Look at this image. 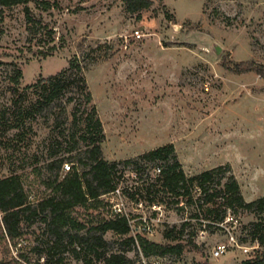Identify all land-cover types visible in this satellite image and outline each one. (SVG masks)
<instances>
[{
  "label": "rangeland",
  "instance_id": "obj_1",
  "mask_svg": "<svg viewBox=\"0 0 264 264\" xmlns=\"http://www.w3.org/2000/svg\"><path fill=\"white\" fill-rule=\"evenodd\" d=\"M39 1H48L52 8L44 11L31 4L36 36L27 32L22 6L3 12L1 104L9 100L5 88L11 63L23 71L26 87L63 71L77 56L86 67L104 126L103 149L109 161L172 144L188 175L229 166L247 201L264 196V78L255 71L239 74L227 68L244 62L264 65V0H151L152 6L140 13L127 11L125 0ZM50 29L55 32L52 43ZM215 44L222 48L220 55L211 50ZM53 47V56H34ZM34 127L37 140H43L49 132L45 120L40 118ZM10 154L0 150V177L8 174L10 163L17 169L25 166L27 189L43 192L32 161ZM106 199L112 211L131 218L135 237L164 243L163 225L181 222L175 211L149 208L121 191ZM236 227L225 225L234 236ZM136 242L138 250L130 256L147 264H241L253 249L234 244L228 233L200 232L199 249L187 248L181 257L147 259ZM37 244L28 236L11 255L32 256ZM221 244H228L229 250L215 258L213 251ZM67 264L81 263L70 258Z\"/></svg>",
  "mask_w": 264,
  "mask_h": 264
},
{
  "label": "trees",
  "instance_id": "obj_2",
  "mask_svg": "<svg viewBox=\"0 0 264 264\" xmlns=\"http://www.w3.org/2000/svg\"><path fill=\"white\" fill-rule=\"evenodd\" d=\"M31 4L44 11L52 8L48 1L0 0V21L6 9L22 6L27 32L36 36ZM125 5L127 11L140 13L152 1L125 0ZM47 36L49 43L55 41L52 29ZM55 49L34 56L47 58ZM227 68L239 74L255 71L264 78L262 64L244 62ZM23 78V71L11 63L5 88L9 100L0 103V150L31 160L32 173L44 190L27 189L25 166L17 169L10 163L8 174L0 177V246L4 253L0 264H67L70 258L81 264H143L139 256H130L138 250L136 241L147 259L181 257L187 248L199 249L196 238L200 232L226 234L225 225H234L227 222L229 216L238 220L233 232L238 245L253 248L241 264H264V196L247 201L229 166L188 175L172 144L136 158L109 161L103 149L104 126L79 57L72 58L63 71L29 86L22 87ZM40 118L49 128L43 140H37L34 127ZM66 164H71L69 171ZM156 169L160 172L152 173ZM118 190L149 208L175 211L181 222L163 225L164 243L133 236L131 218L112 211L113 204L106 199ZM242 217L251 220L244 222ZM28 236L38 243L30 251L32 256L24 252L12 256V248L26 244Z\"/></svg>",
  "mask_w": 264,
  "mask_h": 264
},
{
  "label": "built area",
  "instance_id": "obj_3",
  "mask_svg": "<svg viewBox=\"0 0 264 264\" xmlns=\"http://www.w3.org/2000/svg\"><path fill=\"white\" fill-rule=\"evenodd\" d=\"M65 170L66 171H69L70 170V165L69 164H66L65 165ZM156 171V173H159L160 172V169H156L155 170ZM118 193L120 192V190H118L117 191ZM140 205L139 206H142L143 204L142 203H139ZM153 208H157L156 206H154ZM159 209H160V207H158ZM227 222H234V224H238V220L237 219H235V218H233L232 216H229L228 218H227ZM222 226H224L223 224H222ZM147 228V226L145 227V229ZM150 229V228H149ZM227 231V233L229 234V236H230V240H231V242H233L234 244H236V245H238V242H237V240H236V238H235V236L232 234V232L230 231V230H226ZM202 233H204V232H202ZM239 246V245H238ZM229 245L228 244H221V245H218L215 249H214V251H213V256L215 257V258H219V257H221V256H223V255H225L227 252H228V250H229ZM143 264H147L145 261H143ZM157 264H160L159 262L157 263Z\"/></svg>",
  "mask_w": 264,
  "mask_h": 264
},
{
  "label": "water",
  "instance_id": "obj_4",
  "mask_svg": "<svg viewBox=\"0 0 264 264\" xmlns=\"http://www.w3.org/2000/svg\"><path fill=\"white\" fill-rule=\"evenodd\" d=\"M211 50L216 54V55H220L221 51H222V48L220 45L218 44H215Z\"/></svg>",
  "mask_w": 264,
  "mask_h": 264
}]
</instances>
